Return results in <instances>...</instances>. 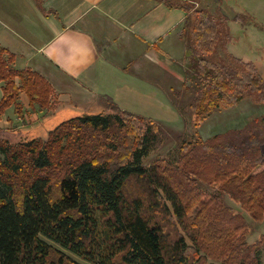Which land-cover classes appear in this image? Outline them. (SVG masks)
<instances>
[{
    "label": "trees",
    "instance_id": "16d2710c",
    "mask_svg": "<svg viewBox=\"0 0 264 264\" xmlns=\"http://www.w3.org/2000/svg\"><path fill=\"white\" fill-rule=\"evenodd\" d=\"M158 1L188 13V29L184 28L182 34L203 83L201 93L190 104L196 125L223 103L232 104L245 96L264 97V81L254 61L232 55L246 68L239 72L209 58L223 26L228 34L227 18H217L189 4ZM4 53L0 48V81H5L0 114L13 104L21 112L16 97L22 91L31 103L47 107L51 86L32 70H13ZM103 99L108 114H86L62 121L50 133L46 145L31 140L12 151L0 144V264L72 261L46 239L94 264H197L191 249L200 247L197 236L189 234L190 245L179 226L186 233L188 208L193 197L202 194L197 189L193 193L191 181L182 179V172L174 173L172 162L144 165L156 134L153 127L142 122L152 119L122 109L109 97ZM79 129L105 136L106 143L89 147L90 153L67 163L54 162L52 146L71 138ZM262 144V129L254 120L242 129L181 143V157L188 158L190 168H196L193 174L205 170L210 180L260 222L264 218V153L258 151L254 158L249 155ZM56 164H60L58 168ZM211 200L213 208L207 210L222 213L224 223L234 226L231 240H240L243 245L241 264H253L251 251L264 245V234L253 244L243 242L244 217L220 205L217 197ZM230 233V228L220 230L218 239L226 245Z\"/></svg>",
    "mask_w": 264,
    "mask_h": 264
},
{
    "label": "crops",
    "instance_id": "0c3cea01",
    "mask_svg": "<svg viewBox=\"0 0 264 264\" xmlns=\"http://www.w3.org/2000/svg\"><path fill=\"white\" fill-rule=\"evenodd\" d=\"M186 24L187 12L158 0H0L5 60L13 70L38 73L52 88L47 108L20 93L24 121L43 125L47 115L53 128L55 114L68 118L105 97L147 117L174 116L158 99L166 82H185ZM4 85L0 81V100ZM15 117V105L5 108L0 128L16 125Z\"/></svg>",
    "mask_w": 264,
    "mask_h": 264
},
{
    "label": "rangeland",
    "instance_id": "374dc122",
    "mask_svg": "<svg viewBox=\"0 0 264 264\" xmlns=\"http://www.w3.org/2000/svg\"><path fill=\"white\" fill-rule=\"evenodd\" d=\"M172 2L181 5H193V8L206 9L217 18H227L229 22L228 34L227 27L223 26L219 41L209 58L215 63L226 64L239 72H244L246 68L235 61L232 55L245 61H254L264 81V0H172ZM186 29H188L187 26L185 27ZM188 48L187 54L191 56L190 46ZM184 65L186 66L185 82H166L163 84L164 88L162 87L164 97L158 99L159 102H166L165 104L168 103L174 108L176 112L174 116L167 115V119L163 114L159 113H153L150 117L135 113L152 119L156 124L154 126L153 122L148 120L142 122L146 127L148 125L153 127L152 133L156 134L153 148L149 156L145 158L144 165L149 166L152 162L157 161L164 164V161H170L173 163L171 167L175 174L182 172V179L191 181L193 193L196 194L197 191L195 189H197L202 194L201 197H193L192 204L188 208V216L186 218L188 229L186 233L179 226V231L186 236L190 245L193 242L189 238V234L197 236V244L200 247L198 248L194 244L198 248L195 251L191 246L192 256H195L196 263L241 264L240 259L244 254L243 245L240 240L237 242L231 240L234 234V226L224 223V219L221 218L223 217L222 213L219 214L215 209H213L214 211L207 210L209 207L213 208L214 203L211 199L217 197L218 202L221 203L220 205L230 207L232 212L239 213L244 217L246 233L244 234L243 242L247 244L259 241L261 235L264 234V218L260 222L254 221L249 213L235 200L231 199L227 193L222 191L220 185L209 179L205 170L198 175L193 174L192 172L196 168H190L188 166V158L185 156L181 157V143L196 140L197 137L207 140L231 129H242L254 120L259 122V126L262 129V137L264 138V97L259 99L258 95L245 96L242 100L235 101L232 104L223 103L221 107L212 110L204 121L196 125L195 114L190 104L192 99L201 93L203 83L200 81L198 74H196L191 57L186 58ZM171 85L174 87L170 88ZM20 93H23V91ZM20 93L16 97V102L19 104H21ZM57 102L55 99V111L59 106ZM97 102L96 106L82 105L87 109H83V107L80 109L81 105L78 106L72 110V115L67 116L68 118L55 114V126L53 128H49L48 123L45 122L47 115H41L44 122L41 125L39 122L36 123V121L25 122V116L21 112H17L19 122L15 123L16 125L0 128V144L10 147L12 151L19 150L22 144L31 140H37L41 142V145H46L50 133L62 121L80 115L108 114L110 112V110L106 109L107 105L104 99L97 100ZM156 111L159 112L160 110L156 109ZM2 114H0V119ZM159 116H162V120L157 118ZM17 117L15 118L17 119ZM116 133H120V131H116ZM78 136L83 137V139L81 140ZM106 139L105 136L98 135L97 132L89 131L87 133L83 129L75 130L71 138H64L59 144L57 143L58 146H52L54 162L67 163V160H72L75 156L88 154L91 152L89 147L98 146L101 142L106 143ZM110 139L111 141L113 140L112 136ZM84 149L88 151L86 152ZM258 151H260V154L261 152L264 153V144L259 149L252 151L249 158L251 156L253 158L256 157ZM59 165L56 164V168ZM183 171L187 176L184 175ZM22 176L24 174L20 175V177ZM187 200L191 201L190 198ZM208 201L210 202L207 203ZM226 228L231 229V235L228 238L226 236L227 243L225 245L224 240H219L218 236H220L219 231H224ZM46 241L65 252L71 258V264H94L63 249L48 239ZM231 244H234V246L230 248ZM250 257L253 259V264H264V245L258 246L256 250L253 249Z\"/></svg>",
    "mask_w": 264,
    "mask_h": 264
}]
</instances>
